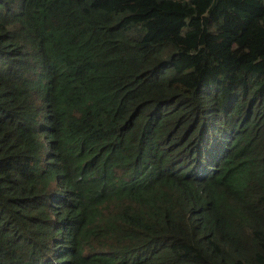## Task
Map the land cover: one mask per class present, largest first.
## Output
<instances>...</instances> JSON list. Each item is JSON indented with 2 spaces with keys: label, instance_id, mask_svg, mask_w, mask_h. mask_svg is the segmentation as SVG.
<instances>
[{
  "label": "trees",
  "instance_id": "1",
  "mask_svg": "<svg viewBox=\"0 0 264 264\" xmlns=\"http://www.w3.org/2000/svg\"><path fill=\"white\" fill-rule=\"evenodd\" d=\"M0 264H264V1L0 0Z\"/></svg>",
  "mask_w": 264,
  "mask_h": 264
},
{
  "label": "rangeland",
  "instance_id": "2",
  "mask_svg": "<svg viewBox=\"0 0 264 264\" xmlns=\"http://www.w3.org/2000/svg\"><path fill=\"white\" fill-rule=\"evenodd\" d=\"M264 1V0H263Z\"/></svg>",
  "mask_w": 264,
  "mask_h": 264
}]
</instances>
